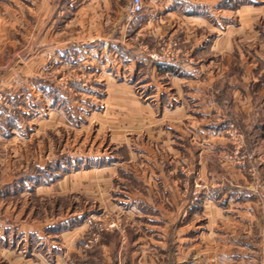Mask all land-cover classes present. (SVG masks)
<instances>
[{
	"label": "rangeland",
	"instance_id": "obj_1",
	"mask_svg": "<svg viewBox=\"0 0 264 264\" xmlns=\"http://www.w3.org/2000/svg\"><path fill=\"white\" fill-rule=\"evenodd\" d=\"M15 23L0 28V264H264V106L236 116L201 87L221 129L207 130L201 160L189 131L162 151L135 104L151 105L156 71L178 73V35L123 51L136 60L111 67L124 96L110 99L99 68L56 65L42 34ZM255 62L237 70L260 71L259 88Z\"/></svg>",
	"mask_w": 264,
	"mask_h": 264
},
{
	"label": "crops",
	"instance_id": "obj_2",
	"mask_svg": "<svg viewBox=\"0 0 264 264\" xmlns=\"http://www.w3.org/2000/svg\"><path fill=\"white\" fill-rule=\"evenodd\" d=\"M16 1L22 5H16ZM259 1L142 0L141 13L130 20L126 17L130 0H0V28H13L17 17L21 18L22 32L28 36L42 34L37 48L53 51L56 65L83 64L99 68L107 84L113 85L110 99L124 96L119 91L124 88L123 82L108 75L111 67L118 68V73L127 62L136 60L123 51L134 49L138 39L151 43L160 35L167 38L178 35L185 51L178 73L158 75L156 71L157 78L151 77L153 94L148 97L152 103L135 104V115L140 120L138 128L148 127L162 151L163 145L176 151L175 141L184 139L182 131H189L188 145L196 142L197 158L201 160L207 130L216 132L222 126L221 122L217 123L218 110L204 99L201 87L214 89L217 102L222 105L224 99L227 100L232 106L230 111L236 116H248V108L264 106V86L261 83L255 88L260 82L256 76L260 71L240 73L237 70L258 64L255 60L264 65V0L261 4ZM176 18L179 19L177 24ZM66 32L70 33V38L66 39ZM5 40H9L8 37ZM68 46L76 56L70 58V63H66L65 58ZM80 53L82 55H78ZM164 77L171 83L168 87L159 81ZM258 98L262 101L256 100ZM154 103L156 106H152ZM143 108L150 110L144 121L142 116L138 117L144 113ZM207 114H212L215 120L210 127ZM263 126L264 122L259 124V129ZM209 141L215 146L222 143L217 136ZM258 141L264 144V138ZM186 152L183 148V156L194 157ZM257 161L264 162V149L257 154Z\"/></svg>",
	"mask_w": 264,
	"mask_h": 264
},
{
	"label": "built area",
	"instance_id": "obj_3",
	"mask_svg": "<svg viewBox=\"0 0 264 264\" xmlns=\"http://www.w3.org/2000/svg\"><path fill=\"white\" fill-rule=\"evenodd\" d=\"M143 9L142 0H130L129 5L126 8L128 18H133L139 13H141Z\"/></svg>",
	"mask_w": 264,
	"mask_h": 264
}]
</instances>
